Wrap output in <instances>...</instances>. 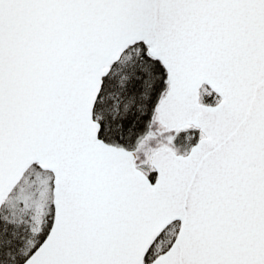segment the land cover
I'll return each mask as SVG.
<instances>
[{"label":"snow or ice","instance_id":"6c2138e0","mask_svg":"<svg viewBox=\"0 0 264 264\" xmlns=\"http://www.w3.org/2000/svg\"><path fill=\"white\" fill-rule=\"evenodd\" d=\"M0 264H264V0H0Z\"/></svg>","mask_w":264,"mask_h":264}]
</instances>
